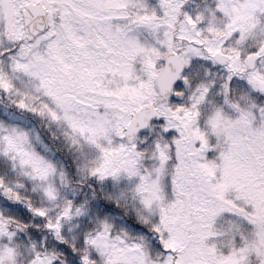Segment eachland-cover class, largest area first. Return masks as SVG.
I'll list each match as a JSON object with an SVG mask.
<instances>
[{"label":"snow or ice","instance_id":"1","mask_svg":"<svg viewBox=\"0 0 264 264\" xmlns=\"http://www.w3.org/2000/svg\"><path fill=\"white\" fill-rule=\"evenodd\" d=\"M0 264H264V0H0Z\"/></svg>","mask_w":264,"mask_h":264}]
</instances>
